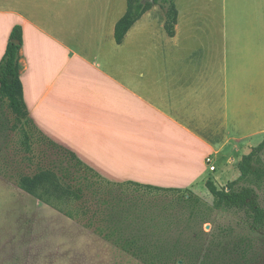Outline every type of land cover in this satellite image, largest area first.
Wrapping results in <instances>:
<instances>
[{
  "label": "crops",
  "instance_id": "crops-1",
  "mask_svg": "<svg viewBox=\"0 0 264 264\" xmlns=\"http://www.w3.org/2000/svg\"><path fill=\"white\" fill-rule=\"evenodd\" d=\"M240 1L176 0L174 36L155 5L118 44L127 0H0V62L20 27L38 131L110 183L188 189L264 133V0Z\"/></svg>",
  "mask_w": 264,
  "mask_h": 264
},
{
  "label": "trees",
  "instance_id": "trees-1",
  "mask_svg": "<svg viewBox=\"0 0 264 264\" xmlns=\"http://www.w3.org/2000/svg\"><path fill=\"white\" fill-rule=\"evenodd\" d=\"M155 5H160L165 10V30L169 36H174L178 18L176 0H127L126 13L115 26L116 42L121 44L133 25ZM14 40H18L19 44L14 43ZM21 46L22 31L20 27H15L0 62V109L9 111L13 116L11 130L30 126L44 141L72 158L79 166V171L85 169L106 183L116 184L100 177L74 154L51 141L33 125L28 117L19 75ZM23 134L21 143L23 147L30 149L32 135L26 132ZM263 150L264 143L244 155L237 165L240 177L225 188L219 189L213 181H207L206 188L213 196L212 206L202 202L194 194L186 193V189L134 183L117 184L133 185L148 191L175 193L178 195L177 206L181 211H186V214H180L178 221L174 222L165 215H145L144 204L134 205L118 201L113 204V211L106 217L96 218L94 214L92 222L98 225L97 233L115 247L120 259L127 258L129 262L259 264L264 261V245L260 242V234L264 231V204L261 201V193L264 192V160L261 156ZM16 178L20 189L36 195L46 203L72 197L79 201L83 197L82 189L73 185L76 178H72L70 168L62 161L58 165L49 161L46 166L40 165L32 175L20 172ZM215 212L240 217L242 222L236 226L233 223L219 225L217 229L205 232L203 226L212 220ZM83 213L86 214V211Z\"/></svg>",
  "mask_w": 264,
  "mask_h": 264
},
{
  "label": "rangeland",
  "instance_id": "rangeland-1",
  "mask_svg": "<svg viewBox=\"0 0 264 264\" xmlns=\"http://www.w3.org/2000/svg\"><path fill=\"white\" fill-rule=\"evenodd\" d=\"M115 1L116 6L126 9V0ZM227 4L237 6L242 3L227 0ZM238 19L245 22V13L238 11ZM13 123L10 112L0 109V264H140L118 257L115 247L97 233L98 225L92 222L94 214L96 218L106 217L118 201L144 204L145 215H165L174 222L180 214H186L177 206V194L106 183L85 169L79 171L72 158L44 141L30 126L12 131ZM24 132L32 135L30 149L21 143ZM262 143L264 133L224 145L207 159L205 177L186 189V193H192L212 206L213 196L206 188L207 181H213L221 189L237 180L240 177L237 165L242 157ZM261 156L264 160V150ZM49 161L57 165L62 161L70 168L72 178H76L73 185L83 191L81 200L72 197L46 203L20 189L16 178L20 172L32 175ZM211 166L215 168L213 171ZM261 201L264 204V192ZM241 222L240 217L215 212L203 229L210 232L219 225L233 223L236 226ZM260 242L264 245V231L260 234Z\"/></svg>",
  "mask_w": 264,
  "mask_h": 264
},
{
  "label": "water",
  "instance_id": "water-1",
  "mask_svg": "<svg viewBox=\"0 0 264 264\" xmlns=\"http://www.w3.org/2000/svg\"><path fill=\"white\" fill-rule=\"evenodd\" d=\"M14 43L19 44V41L18 40H14Z\"/></svg>",
  "mask_w": 264,
  "mask_h": 264
},
{
  "label": "built area",
  "instance_id": "built-area-1",
  "mask_svg": "<svg viewBox=\"0 0 264 264\" xmlns=\"http://www.w3.org/2000/svg\"><path fill=\"white\" fill-rule=\"evenodd\" d=\"M210 169L213 171L215 168H214V166H211Z\"/></svg>",
  "mask_w": 264,
  "mask_h": 264
}]
</instances>
